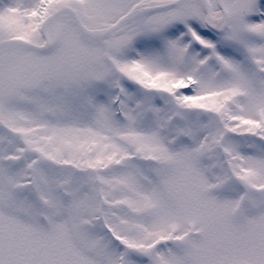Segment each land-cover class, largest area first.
Returning <instances> with one entry per match:
<instances>
[{
    "label": "snow or ice",
    "instance_id": "6c2138e0",
    "mask_svg": "<svg viewBox=\"0 0 264 264\" xmlns=\"http://www.w3.org/2000/svg\"><path fill=\"white\" fill-rule=\"evenodd\" d=\"M0 264H264V0H0Z\"/></svg>",
    "mask_w": 264,
    "mask_h": 264
}]
</instances>
